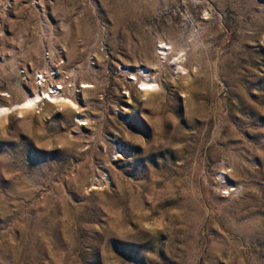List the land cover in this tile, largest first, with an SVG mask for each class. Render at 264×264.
I'll return each mask as SVG.
<instances>
[{"label": "rangeland", "instance_id": "374dc122", "mask_svg": "<svg viewBox=\"0 0 264 264\" xmlns=\"http://www.w3.org/2000/svg\"><path fill=\"white\" fill-rule=\"evenodd\" d=\"M5 108L0 264H264V0H0Z\"/></svg>", "mask_w": 264, "mask_h": 264}, {"label": "bare ground", "instance_id": "6f19581e", "mask_svg": "<svg viewBox=\"0 0 264 264\" xmlns=\"http://www.w3.org/2000/svg\"><path fill=\"white\" fill-rule=\"evenodd\" d=\"M140 70H142V69H140ZM143 71V70H142ZM145 73V72H144ZM143 86L144 87H148V85L147 84H143ZM47 91V90H46ZM45 92V91H44ZM37 93V92H36ZM51 94H53V95H51ZM55 95H57V96H59L58 94H57V92H55V88H48V91L47 92H45V93H42V94H33V95H30V96H28V98H27V100L24 102V104L23 105H21L20 107L21 108H29V107H34V105H36V103L37 102H39V101H42L43 99H50V101H51V99H53L54 97H55ZM57 98V97H56ZM60 98V97H59ZM55 101V100H54ZM19 107V106H18ZM19 107V108H20ZM7 111V109L5 108V109H2L1 111H0V114H4L5 112ZM9 111H10V109H9Z\"/></svg>", "mask_w": 264, "mask_h": 264}]
</instances>
